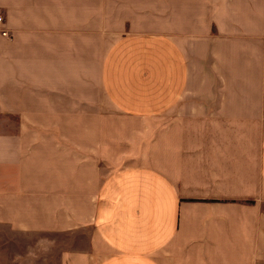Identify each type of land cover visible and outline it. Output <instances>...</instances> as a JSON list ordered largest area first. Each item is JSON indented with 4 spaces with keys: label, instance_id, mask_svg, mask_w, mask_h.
<instances>
[{
    "label": "crops",
    "instance_id": "crops-1",
    "mask_svg": "<svg viewBox=\"0 0 264 264\" xmlns=\"http://www.w3.org/2000/svg\"><path fill=\"white\" fill-rule=\"evenodd\" d=\"M0 13V264H264V0Z\"/></svg>",
    "mask_w": 264,
    "mask_h": 264
},
{
    "label": "rangeland",
    "instance_id": "rangeland-1",
    "mask_svg": "<svg viewBox=\"0 0 264 264\" xmlns=\"http://www.w3.org/2000/svg\"><path fill=\"white\" fill-rule=\"evenodd\" d=\"M114 117V116H113ZM149 125L151 124L150 122L148 123ZM149 128H151V126H149ZM151 131H149V135H147L145 137V140H144V155H143V158H144V162H141L140 164L141 165H152V162H151V140H152V136H151ZM139 158V156H137Z\"/></svg>",
    "mask_w": 264,
    "mask_h": 264
},
{
    "label": "built area",
    "instance_id": "built-area-1",
    "mask_svg": "<svg viewBox=\"0 0 264 264\" xmlns=\"http://www.w3.org/2000/svg\"><path fill=\"white\" fill-rule=\"evenodd\" d=\"M5 23H6L5 16L0 13V32L4 37L10 38L11 36L9 35V32L3 28L5 26Z\"/></svg>",
    "mask_w": 264,
    "mask_h": 264
}]
</instances>
